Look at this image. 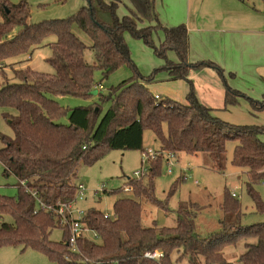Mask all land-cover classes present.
<instances>
[{"label": "trees", "instance_id": "obj_1", "mask_svg": "<svg viewBox=\"0 0 264 264\" xmlns=\"http://www.w3.org/2000/svg\"><path fill=\"white\" fill-rule=\"evenodd\" d=\"M123 2L87 0L69 17L28 24L26 2L0 0V64L7 58L29 52L49 35H56V40L49 44L52 54L46 58L54 67V74L15 69L17 82L6 80L0 87V107L17 110L16 115L6 116L10 118L14 134L0 135L4 173L13 174L18 180L25 179L30 189L46 203H52L75 197L79 185L83 184L73 179L80 161L92 163L106 149L142 150L145 129L155 133L165 150L206 153L212 167L220 171L225 168L226 144L235 140L233 163L246 169L247 190L256 210L264 212V202L254 187L256 183H264V141L259 137L264 133V125L232 124L201 102L190 73L211 67L224 77V69L210 60L189 62V33L185 23L163 26L164 40L155 46V51L166 55L173 50L179 56V61L168 62L166 68L172 80L188 81L186 104L171 98H156L147 87L154 76L138 74L130 78L131 81L120 82L119 92L115 93L112 87L108 95H100L102 102L111 100L100 119L102 106L99 103L67 110L50 96L89 97L97 85L95 68L101 70L105 78L130 63L125 31L151 43L156 26L139 27L138 23L143 19H157L154 1L128 0L132 6L130 14L119 17L117 10ZM73 24L91 38L90 45L74 31ZM16 26L22 28L11 34ZM86 48L93 50L94 64L86 60ZM238 93L239 90L226 85L225 104ZM251 100L255 110L264 109V96L262 101ZM63 116L68 117V123L57 121ZM160 159L151 163L148 182L129 180L128 186L137 195L152 198V183L160 173L162 157ZM17 188L15 196L0 193V246L36 249L48 255L53 264H154V260L145 255L153 250L165 254V264H234L223 252L240 241L245 247L239 256L243 264H264V222L243 225L241 203L230 192L225 193L221 205V229L208 236L195 231L191 205L180 207L174 227L162 228L144 226L141 205L131 198L116 200L113 216L94 206L84 209L79 205L84 210L81 222L86 230L78 238L79 251H73L68 226L53 212L36 210L35 196L26 187L17 184ZM174 191L175 185L170 194ZM156 203L163 206L161 202ZM56 227L63 230L60 241L50 237Z\"/></svg>", "mask_w": 264, "mask_h": 264}, {"label": "rangeland", "instance_id": "obj_2", "mask_svg": "<svg viewBox=\"0 0 264 264\" xmlns=\"http://www.w3.org/2000/svg\"><path fill=\"white\" fill-rule=\"evenodd\" d=\"M11 3L26 2L29 7L27 23L43 22L45 20L66 18L77 12L79 8L87 3V0H8ZM119 6L117 15L122 17L130 14L132 6L127 0ZM127 1V2H126ZM154 4L160 11V18L156 12L157 19L149 21L143 19L139 21L138 26L149 25L156 26L152 35L151 43L143 38L133 36L129 31L124 32V40L129 47L131 62L126 63L114 70L107 77L102 76V71L98 68L94 70L96 81L95 88L89 97L72 95H50L58 101L67 110L76 106H88L93 103H99L101 111L98 114L100 119L111 105V100H100V95H108L110 89L115 87V93L119 92L117 86L124 80L131 81L138 74L139 76L153 75L154 80L147 84V87L153 94H158L163 98L180 100L187 103V94L189 83L184 79L168 80V62L179 61V56L173 50H169L166 55H158L155 46H159L164 40L163 26H171L164 23L168 13L170 17L178 18L185 10L186 0H170L176 8H168L167 0L163 3ZM158 2V3H157ZM210 17H230L236 16L241 19L240 27L251 29L264 26V0H203L201 3V13H206ZM224 15V16H223ZM180 23V22H179ZM178 24V23H177ZM176 25V24H172ZM230 25V24H228ZM22 27L16 26L11 34H16ZM74 31L85 41L87 45L91 44V38L82 33L77 24H73ZM246 39L252 37V34H246ZM56 40V35L52 34L46 37L41 44L32 48L29 52L21 53L5 59L0 64V87L6 80L17 82L15 78V69L37 70L45 73L54 74V67L46 60L52 54L50 43ZM86 60L94 64V52L90 48L84 51ZM255 69L254 66H252ZM224 70V77L217 74V81L210 80L214 87H209L207 91L208 100L217 102L218 106L210 105L215 109L214 114L225 121L235 125H264V109L255 110L253 107V96L251 90L238 89L240 93L234 95L229 103H224L225 90L219 99L216 87L228 85L234 86L230 79L248 86L256 85L260 87L259 81L255 76L247 77L238 73L242 80L235 79L234 73L228 69ZM255 74L253 72H250ZM138 78V77H137ZM225 81H224V79ZM102 85L100 88L99 85ZM145 85V83H140ZM242 88V87H241ZM114 93V94H115ZM198 94V93H197ZM263 99V98H261ZM209 106V105H208ZM209 106V107H210ZM17 114V110L10 107H0V135H13V128L9 122L10 118ZM57 121L68 123V117L63 116ZM264 141V133L259 135ZM235 140L227 142V153L225 168L220 171L214 169L211 165L210 157L206 153L190 154L184 151L174 153L175 156L167 159V152L163 149L160 140L150 129L144 130L143 149H106L105 152L94 162L86 163L80 161L76 167V177L73 179L76 183H83L85 187V201L79 203L80 207L87 209L96 207L104 213L114 215V202L120 198H131L141 205V219L144 226L174 227L177 222L178 211L182 206L192 207L195 214V231L202 236H208L218 232L221 229L220 219L223 218L221 205L226 192L236 193L237 199L241 203L242 216L240 222L243 225H250L256 222H264V212L256 210L255 203L247 190L249 181L246 169L236 166L233 163ZM2 142H0V147ZM173 153V152H172ZM148 154L149 159L145 156ZM162 157L160 173L153 179L152 198L147 199L139 196L131 188H128L130 179H142L144 183L149 181L148 171L151 169V163L157 162ZM172 162V166L170 165ZM172 171L169 172L168 169ZM135 171L142 172L141 175H135ZM18 179L13 174L4 173V164L0 160V193L9 196H15L17 193ZM175 185V191L170 194V190ZM264 202V183L254 184ZM156 202H161L163 206ZM8 220H11L7 216ZM94 239V233L90 232ZM52 240L60 241L63 238V230L56 227L50 235ZM98 240V239H97ZM245 247L240 241L235 246H228L223 252V256L234 264H243L239 256L244 252ZM0 264H53L51 258L33 248L21 250L15 245L0 246Z\"/></svg>", "mask_w": 264, "mask_h": 264}, {"label": "crops", "instance_id": "obj_3", "mask_svg": "<svg viewBox=\"0 0 264 264\" xmlns=\"http://www.w3.org/2000/svg\"><path fill=\"white\" fill-rule=\"evenodd\" d=\"M153 1L156 4V0ZM202 1L186 0V8L181 15L178 18H174L170 17L168 13L164 23L171 26H174L172 24L177 25V23L186 24L190 43L189 62L196 63L202 60L213 61L224 70H227L226 68L230 69L229 71L234 73L235 79L238 78L239 80H242L243 77H238V73L246 75L249 78L255 76V79L259 81V88L256 85L248 86L243 82L239 84L233 79H230V81L234 84L232 86L233 89H249L253 93V96L258 98L257 100L262 101L263 99L261 98L264 96V26L246 29L239 26L242 18L236 17L237 15H230V17H210L208 12L202 14ZM158 2L163 3V0H159ZM167 2L168 4L166 6L168 8H173V10L176 8V5L170 3V0H167ZM155 10L158 13L157 15L162 18L161 10L156 6ZM246 34H252V37L246 39ZM217 74L219 73L211 67H202L193 70L189 75V78L194 83V88L198 93L199 99L207 106L220 105L217 102L208 100L207 95L209 87H214L210 80L217 81ZM168 80H172L169 74ZM224 86L226 89V85ZM215 88L217 93L220 94L219 99L222 98L223 101V96L221 95L225 90L223 89L224 87L215 86Z\"/></svg>", "mask_w": 264, "mask_h": 264}, {"label": "built area", "instance_id": "obj_4", "mask_svg": "<svg viewBox=\"0 0 264 264\" xmlns=\"http://www.w3.org/2000/svg\"><path fill=\"white\" fill-rule=\"evenodd\" d=\"M99 87L101 88L102 85L100 84ZM156 98H161L160 95L155 94ZM145 156L149 159L148 154ZM175 154L172 152H167V159L174 157ZM172 166V162L170 164ZM169 172L172 171L171 168L168 169ZM142 172L135 171V175H141ZM18 184L26 187L27 191L31 192L36 199V210L44 209L46 211L53 212L57 217L60 218L63 224L68 226L69 230V244L73 251H79L77 241L78 238L83 235L86 228L84 224L81 222V219L84 215V210L79 207V201L85 198V187L83 184H80L78 187V191L75 194V197L70 200H58L52 203H46L37 193L30 189L27 186V182L25 179H19ZM131 187L128 186L126 190H130ZM233 196H237L235 192L232 193ZM151 260H154V264H165L164 257L165 254L159 250L147 251L145 254ZM172 264H182L178 262H173Z\"/></svg>", "mask_w": 264, "mask_h": 264}]
</instances>
